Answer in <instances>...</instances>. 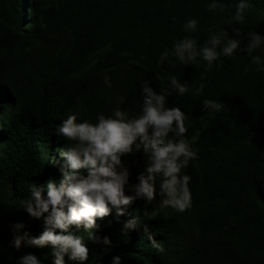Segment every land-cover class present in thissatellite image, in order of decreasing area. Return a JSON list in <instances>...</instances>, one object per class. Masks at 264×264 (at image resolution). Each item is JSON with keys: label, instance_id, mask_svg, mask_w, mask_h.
I'll list each match as a JSON object with an SVG mask.
<instances>
[{"label": "trees", "instance_id": "obj_1", "mask_svg": "<svg viewBox=\"0 0 264 264\" xmlns=\"http://www.w3.org/2000/svg\"><path fill=\"white\" fill-rule=\"evenodd\" d=\"M212 2L0 0V264H18L27 254L54 264L51 245L22 242L17 248L12 241L16 223L24 225L20 234L31 237L46 227L43 217L27 213L23 201L32 184L46 185L68 170L59 156L66 143L57 133L61 122L75 114L78 121L95 123L100 113L110 116L117 107L138 115L142 83L147 80L159 93L170 75L189 87L183 97L168 95L166 106L185 112V135L198 153L182 170L191 177L190 208L181 213L161 207L158 176L153 201L138 198L125 215L117 217L113 208L97 219L99 243L87 238L83 226H70L72 234L84 236L89 256L80 262L65 255L64 264H113L117 256L120 264H264V68L258 70L243 50L247 33L264 36V0H248L243 25L227 23L234 8L209 11ZM190 19L198 21L191 33L184 31ZM233 28H242L243 38ZM222 29L241 45L211 69L202 57L195 64H181L174 56L175 67L158 64L175 41L191 36L203 46ZM204 99L224 107L209 114ZM121 159L130 173L125 193L133 195L146 156L134 149ZM133 217L138 225L125 229ZM149 233L163 252L153 248ZM105 236L110 245L103 243Z\"/></svg>", "mask_w": 264, "mask_h": 264}, {"label": "clouds", "instance_id": "obj_2", "mask_svg": "<svg viewBox=\"0 0 264 264\" xmlns=\"http://www.w3.org/2000/svg\"><path fill=\"white\" fill-rule=\"evenodd\" d=\"M234 8L229 12L228 24L243 25L245 16L251 5L248 0H239L235 4L220 3L213 0L207 5L209 11L219 9L221 12ZM198 21L190 19L184 24V31L197 30ZM237 36L243 38L242 28H233ZM241 40L231 38L222 29L210 35L203 46L191 36L175 41L171 52L165 48L159 57L158 64L165 61L171 67L175 63L171 57L178 58L184 65L195 64L198 57L207 62L211 69L213 62L221 56L231 57L240 48ZM264 36L256 31L247 33V44L244 51L251 62L264 68ZM259 53V54H256ZM247 71V70H245ZM104 83L111 87L110 77L104 75ZM143 103L138 115L129 116L126 109L117 107L113 114L105 116L100 113L97 122L78 121L75 114L68 115L57 128V133L66 139L59 151V156L65 159L67 169L58 180H49L46 185L37 187L32 184L30 196L23 201L27 213L36 219L43 217L46 225L44 231L37 237H31L27 232L20 234L24 228L22 223H16L13 244L19 248L22 242L32 246L53 248L54 264H64L68 255L73 261H86L89 248L82 235H74L70 226H83L87 238L99 243L101 238L94 230L100 225L97 219L108 216L112 209L117 217L125 215V208L138 198L151 202L157 195L156 182L160 177L159 196L161 207H171L178 212H184L191 206L189 183L191 177L182 174L191 160L197 158L186 138V114L180 107H167L166 97L176 93L183 97L189 92L187 82H181L175 75L169 76L167 88L157 93L147 80L142 83ZM201 84L197 93L202 92ZM202 106L209 114L219 113L224 104L215 99H204ZM170 134H172L170 136ZM142 150L146 156V167L138 177V183L132 185L133 195L125 193L129 185V170L123 164L122 157ZM46 187L47 194H43ZM47 213V215H45ZM139 223L138 217L127 220L125 229H133ZM57 229L60 233H57ZM145 232H148L145 226ZM151 244L157 252L164 249L151 233L148 234ZM103 243L110 245V239L103 237ZM18 264H41L33 254L19 258ZM113 264H120V257L113 258Z\"/></svg>", "mask_w": 264, "mask_h": 264}]
</instances>
